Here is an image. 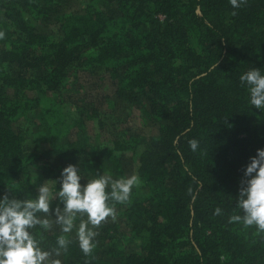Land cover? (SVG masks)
I'll return each instance as SVG.
<instances>
[{
    "label": "trees",
    "instance_id": "obj_1",
    "mask_svg": "<svg viewBox=\"0 0 264 264\" xmlns=\"http://www.w3.org/2000/svg\"><path fill=\"white\" fill-rule=\"evenodd\" d=\"M72 1L0 0V199L35 198L45 181H56L59 191L69 164L83 179L106 174L105 165L125 177L122 158L131 152L143 192L116 205L117 219L97 229L92 254L58 225L33 230L45 250L63 234L71 241L58 257L63 264H264V233L229 223L243 215L241 181L264 149V110L250 104L240 81L251 68L264 73V0L240 8L230 0H78L80 10L62 13ZM54 16L53 33L40 31ZM79 72L114 79L141 123L157 127L148 146L139 151L132 138L115 148L70 139L86 127L88 105L81 111L76 104L69 122L47 94L75 86ZM34 115L29 133L20 124H32ZM30 137L39 140L32 152ZM57 206L58 197L52 216ZM121 242L128 248L119 250Z\"/></svg>",
    "mask_w": 264,
    "mask_h": 264
},
{
    "label": "clouds",
    "instance_id": "obj_2",
    "mask_svg": "<svg viewBox=\"0 0 264 264\" xmlns=\"http://www.w3.org/2000/svg\"><path fill=\"white\" fill-rule=\"evenodd\" d=\"M247 0H230L233 8H240ZM236 15L235 12L232 13ZM5 33L0 31V39ZM241 86H247L250 104L264 110V73L251 68L240 76ZM192 151L199 142L189 141ZM77 166L69 164L61 173V188L53 192L56 181H45L38 187L35 198L19 199L5 195L0 199V264H61L59 257L68 250L70 240L65 235L57 238V247L45 250L43 237L33 232L39 227L44 231L58 225L64 234L71 233L79 219L77 238L85 256L92 254L96 247L97 229L109 219H117L116 205L130 202L132 189L141 183L138 175L114 179L110 174H100L81 184L82 176ZM241 181L237 207L243 215H232L229 223H242L245 228L253 227L264 233V149L250 158ZM59 198L63 208L57 206L52 218V201ZM217 207L214 215H220ZM86 217V219H85Z\"/></svg>",
    "mask_w": 264,
    "mask_h": 264
},
{
    "label": "rangeland",
    "instance_id": "obj_3",
    "mask_svg": "<svg viewBox=\"0 0 264 264\" xmlns=\"http://www.w3.org/2000/svg\"><path fill=\"white\" fill-rule=\"evenodd\" d=\"M80 3L81 2L78 0H73L62 8L61 11L65 14L73 10H80L82 8ZM54 24L55 16L40 24V31L53 33L52 26ZM113 81L114 79H111V77H91L87 72H79L78 79L75 81V86L70 83L69 89H66L61 94L48 93L47 95L55 100L58 107L60 105L63 112L70 114L68 119L69 122H72L73 118L76 117V104L81 105V111L83 110L84 104L88 105L84 117V119L87 120V125L78 132L75 129L72 130L71 140L88 139L93 146L100 148H115V143L121 138H125L126 140H131L130 138H132V140L135 139L138 142L139 151H141L149 145V140L157 134V127L150 125L149 122L146 121L145 123H141V114L139 115L134 108L127 107V103L116 94ZM28 94L30 97L38 96L34 92ZM94 111H97L98 118L90 122L87 119V115L93 114ZM37 118L36 115L31 116L32 124L23 121L20 126L29 131V133H33V131H35L34 129H36L33 123L37 121ZM102 123L106 126L102 127ZM36 141L39 142L36 137L29 138L26 144L28 152H32V150L35 149ZM116 153L119 155L122 154L120 150H116ZM122 166L125 170V177H130L133 174L137 175L136 157L132 155L131 152H125L123 154ZM104 168L106 174H110L114 179H118L110 165H105ZM89 179L92 178L89 176L84 177L81 184H86ZM49 184L52 185V182L49 181ZM133 192L142 193L143 191L137 186L132 189V193ZM52 218L55 219V215L52 216ZM70 235H76V232L66 234V236ZM128 246L129 245L124 246L123 242H121L118 248L123 251L128 248ZM54 258L59 259L58 257ZM61 264L63 263L61 262Z\"/></svg>",
    "mask_w": 264,
    "mask_h": 264
}]
</instances>
